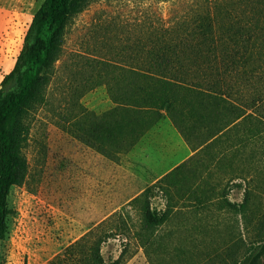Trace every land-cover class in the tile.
<instances>
[{
    "label": "rangeland",
    "instance_id": "374dc122",
    "mask_svg": "<svg viewBox=\"0 0 264 264\" xmlns=\"http://www.w3.org/2000/svg\"><path fill=\"white\" fill-rule=\"evenodd\" d=\"M41 2L0 0V81ZM251 5L248 0H94L70 20L45 101L28 118L27 175L8 196L12 213L0 240V264H89L101 236L98 254L104 263L120 258L121 264H230L241 257L264 217V158L250 159L249 148L235 143L246 135L248 120L212 145L186 143L187 155L197 151L158 182L148 199L152 223L145 227L142 201L132 199L164 164L158 149L165 148V135L160 128L128 139L104 130L101 113L117 104L101 84V60L113 74L130 67L147 71L142 61L159 48L157 41L188 38V30L208 22L247 19ZM260 75L264 95V72ZM252 88L241 87L239 105L248 104ZM143 151L145 161H138ZM251 165H258L255 173ZM141 169L146 175L139 178ZM239 182L241 188L233 186ZM246 188L244 208H218L226 200L244 203Z\"/></svg>",
    "mask_w": 264,
    "mask_h": 264
},
{
    "label": "trees",
    "instance_id": "16d2710c",
    "mask_svg": "<svg viewBox=\"0 0 264 264\" xmlns=\"http://www.w3.org/2000/svg\"><path fill=\"white\" fill-rule=\"evenodd\" d=\"M92 1L42 0L31 17L12 68L0 81V240L7 234L12 213L8 206L10 191L20 186L27 175L23 150L29 134V115L45 101L68 23ZM248 1L252 5L247 19L238 17L217 25L208 22L205 27L188 30V38L157 41L159 48L149 51L147 60L142 61L148 65L147 71L130 67L113 74L107 69L110 65L101 60V84L111 103L162 110L181 136L197 146L206 142L205 146L212 145L223 132L248 120L246 135L237 136L235 143L249 148L250 159L256 154L264 158V95L260 91V74L264 72V0L259 5L258 0ZM189 66L196 68H186ZM246 85L254 88L248 104L239 105L243 99L241 87ZM247 109H254L255 114L247 113ZM252 120L256 122L252 124ZM252 167L255 173L258 165ZM154 186L146 187L132 199L142 201L145 227L152 223L148 199ZM233 186L241 188L242 184ZM244 191V203L226 200L218 208H244L249 190ZM261 222L256 237L244 244L241 257L230 264H264V217ZM102 242L103 236L93 247L89 264H121L120 258L111 263L102 261L98 254Z\"/></svg>",
    "mask_w": 264,
    "mask_h": 264
},
{
    "label": "crops",
    "instance_id": "0c3cea01",
    "mask_svg": "<svg viewBox=\"0 0 264 264\" xmlns=\"http://www.w3.org/2000/svg\"><path fill=\"white\" fill-rule=\"evenodd\" d=\"M101 118L104 119L106 126V129L104 130L109 133V135L111 134V137H123L128 139L136 136L142 137L146 134V132L155 131L162 128L161 130L157 131H159L160 134L162 133L165 135V148L162 147L158 150L160 151L159 163L162 162L164 164H161V167L156 171V173L153 174L151 172V181L142 183L148 184L147 187L152 185H155L154 187L159 186L158 182L160 180L177 170L179 166L185 162V160H187L195 153V151H197L195 149L193 152H189V156L186 154V143H190L181 136L179 131L173 126L171 121L165 116V113L162 110L153 108H138L124 104H117L110 107L105 113H101ZM140 132L143 133L141 134ZM175 139H177V141ZM170 142L172 143V146H168ZM157 152L158 151L156 150L155 153ZM122 153L129 155V152H125V150H123ZM145 155L146 151H143V154H141V157H139L138 161H145ZM107 158L112 162L118 161L116 158H111L109 155ZM139 172H142L136 175L139 178L146 175L145 169H141ZM125 176L128 177V175ZM153 195L154 190L150 197Z\"/></svg>",
    "mask_w": 264,
    "mask_h": 264
}]
</instances>
